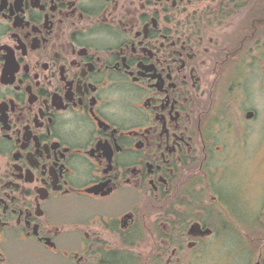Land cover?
<instances>
[{"label": "flooded vegetation", "instance_id": "1", "mask_svg": "<svg viewBox=\"0 0 264 264\" xmlns=\"http://www.w3.org/2000/svg\"><path fill=\"white\" fill-rule=\"evenodd\" d=\"M254 70L264 0H0V264H264Z\"/></svg>", "mask_w": 264, "mask_h": 264}, {"label": "rangeland", "instance_id": "2", "mask_svg": "<svg viewBox=\"0 0 264 264\" xmlns=\"http://www.w3.org/2000/svg\"><path fill=\"white\" fill-rule=\"evenodd\" d=\"M260 54H262L261 51H259ZM256 66V63L254 64ZM259 73H257L255 70L253 72V78L251 79V84H250V87L252 88V96L254 98V102L257 103V104H264V91H261L258 89L259 86V83H258V79L259 77L261 78V87L264 88V78L262 79L261 76L259 77H256ZM253 101H250L249 104H254ZM260 113H261V116H260V120H259V123H264V105L263 107L260 108Z\"/></svg>", "mask_w": 264, "mask_h": 264}, {"label": "water", "instance_id": "3", "mask_svg": "<svg viewBox=\"0 0 264 264\" xmlns=\"http://www.w3.org/2000/svg\"><path fill=\"white\" fill-rule=\"evenodd\" d=\"M249 116H250V114H249Z\"/></svg>", "mask_w": 264, "mask_h": 264}]
</instances>
